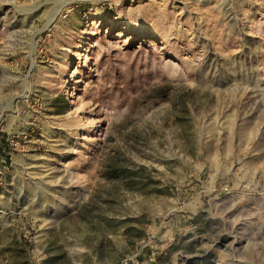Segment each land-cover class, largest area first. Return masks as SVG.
I'll use <instances>...</instances> for the list:
<instances>
[{"label":"rangeland","instance_id":"obj_1","mask_svg":"<svg viewBox=\"0 0 264 264\" xmlns=\"http://www.w3.org/2000/svg\"><path fill=\"white\" fill-rule=\"evenodd\" d=\"M0 264H264V0H0Z\"/></svg>","mask_w":264,"mask_h":264},{"label":"bare ground","instance_id":"obj_2","mask_svg":"<svg viewBox=\"0 0 264 264\" xmlns=\"http://www.w3.org/2000/svg\"><path fill=\"white\" fill-rule=\"evenodd\" d=\"M49 168V167H48ZM52 170V169H51ZM55 171V170H54Z\"/></svg>","mask_w":264,"mask_h":264}]
</instances>
